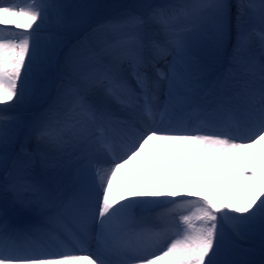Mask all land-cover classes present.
Instances as JSON below:
<instances>
[{
	"label": "snow or ice",
	"instance_id": "6c2138e0",
	"mask_svg": "<svg viewBox=\"0 0 264 264\" xmlns=\"http://www.w3.org/2000/svg\"><path fill=\"white\" fill-rule=\"evenodd\" d=\"M69 7L0 2V25L24 30L0 33V104L15 101L0 108V200L40 213L23 227L0 213V264H235L230 244L264 228V43L259 60L249 52L254 32L264 41L252 27L264 29V0L126 8L94 30L104 37L97 48L70 50L52 105L20 133L11 111L57 57L53 37ZM200 44L232 47V67L212 88L192 71ZM69 149L71 176L61 174ZM196 173L207 183L176 187L178 174ZM162 206L167 223L138 218ZM59 232L77 237L80 250L37 242Z\"/></svg>",
	"mask_w": 264,
	"mask_h": 264
},
{
	"label": "rangeland",
	"instance_id": "374dc122",
	"mask_svg": "<svg viewBox=\"0 0 264 264\" xmlns=\"http://www.w3.org/2000/svg\"><path fill=\"white\" fill-rule=\"evenodd\" d=\"M1 2L25 5L30 3V0H1ZM55 2L70 5L71 7L65 9L64 27L56 30L53 37L57 45V57L53 59L46 71L36 78L30 94L22 103L15 106V108L20 109L11 111V115L16 118L14 122L16 124L15 127L20 133L26 132L32 122L52 105L56 98L58 88L66 75L65 56L70 50L78 49L82 52H86L88 49L97 48L99 41L104 37L102 33L94 32V30L97 29L99 25L118 16L130 6L146 2H171V0H55ZM252 27L256 29L257 32L264 31L259 23H254ZM3 29L0 28V33H3L5 36H8L10 32L20 33L24 31L15 28L12 31ZM51 31V29L44 30L40 34L41 40L47 41ZM262 43H264V41L254 32L250 38L249 52L252 53L257 60L260 59ZM192 56L194 59L192 71L194 74L201 75V83H206L205 88H212L217 80H222L232 67L231 45L226 46L223 51L218 52L209 44H200L192 49ZM167 60L170 61L171 57L169 56ZM156 66L165 71L167 70L166 62L163 60ZM153 72L154 70L150 69L149 74ZM164 90H166V84L163 85L161 93L164 92ZM14 103L15 101H11L8 104H0V106L2 107ZM20 140H23L22 135L20 136ZM70 152L71 149H69V153ZM98 158L99 157H97V159ZM2 174L3 161H0V175ZM200 175L201 178H178L176 187L179 189H187L197 184L207 183L205 177L202 174ZM175 199L187 198L177 197ZM0 204L2 206L3 204L5 205L3 200H0ZM5 206L8 207V212H10L11 209L16 210L19 208L20 205L12 203L11 199H9V202ZM167 207L168 206H165L155 210L147 209L154 211L149 215L140 213L138 214V218L142 221L148 216L146 219L155 225L167 223V218L161 215L166 211ZM31 208L35 209L34 207H27L26 210H31ZM3 209L5 208L3 207ZM35 214H37L36 211ZM32 220L33 219L30 221ZM226 259L234 261L235 264H264V228L257 223L249 230L244 231L242 238L235 240L234 244H230V251Z\"/></svg>",
	"mask_w": 264,
	"mask_h": 264
},
{
	"label": "bare ground",
	"instance_id": "6f19581e",
	"mask_svg": "<svg viewBox=\"0 0 264 264\" xmlns=\"http://www.w3.org/2000/svg\"><path fill=\"white\" fill-rule=\"evenodd\" d=\"M11 25L9 26H2L0 25V27H8L10 28ZM203 86L205 87L206 83H202ZM165 97H163L162 99H164ZM12 105V104H11ZM10 104L9 105H6V106H0V108H5V107H10L11 106ZM16 109H20V108H13L12 110H16ZM14 126H16V124L14 123ZM97 163L103 167H107L109 166L110 164L109 163H106L105 161H102V160H99L97 159ZM75 165H76V161H75V158L72 156L71 152L69 153V155L67 157H64L63 158V164H62V168H63V172L61 173L62 175L63 174H67V175H75ZM201 178V175L196 173V174H188L182 178ZM182 179L179 174H178V177L177 179ZM178 181V180H177ZM180 184V183H179ZM186 189V188H184ZM66 190L70 192V187L69 186H66ZM163 199H167V198H163ZM3 207L6 209H3ZM165 206H162V207H152V208H148V209H161ZM154 210H147V209H144V210H140L138 212V214L140 213H152ZM37 212V214H39V211L37 209H34V212ZM0 213H4L6 214L7 216V219L9 221V223H16V222H19V221H29L30 219H32V217H34V215H31V213L29 211H27L23 206H19V208H17L16 210L14 209H11L10 212H8V207L5 206L3 204V206L1 205V209H0ZM36 214V216H37ZM81 264H83V262H81Z\"/></svg>",
	"mask_w": 264,
	"mask_h": 264
}]
</instances>
